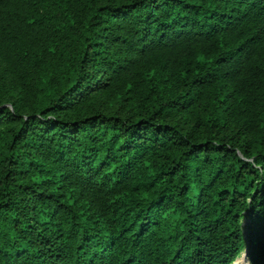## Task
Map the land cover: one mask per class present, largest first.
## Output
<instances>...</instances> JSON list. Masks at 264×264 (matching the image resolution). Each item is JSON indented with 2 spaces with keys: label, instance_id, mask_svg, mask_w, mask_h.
I'll return each mask as SVG.
<instances>
[{
  "label": "trees",
  "instance_id": "obj_1",
  "mask_svg": "<svg viewBox=\"0 0 264 264\" xmlns=\"http://www.w3.org/2000/svg\"><path fill=\"white\" fill-rule=\"evenodd\" d=\"M264 264V0H0V264Z\"/></svg>",
  "mask_w": 264,
  "mask_h": 264
},
{
  "label": "rangeland",
  "instance_id": "obj_2",
  "mask_svg": "<svg viewBox=\"0 0 264 264\" xmlns=\"http://www.w3.org/2000/svg\"><path fill=\"white\" fill-rule=\"evenodd\" d=\"M234 264H246L245 256H240L236 259V262Z\"/></svg>",
  "mask_w": 264,
  "mask_h": 264
}]
</instances>
